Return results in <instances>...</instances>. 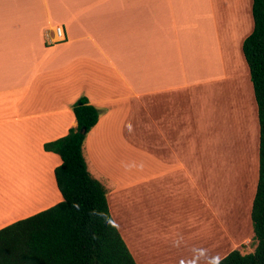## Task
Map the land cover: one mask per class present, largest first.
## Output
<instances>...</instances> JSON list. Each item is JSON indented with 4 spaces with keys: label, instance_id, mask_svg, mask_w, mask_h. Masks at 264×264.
Returning a JSON list of instances; mask_svg holds the SVG:
<instances>
[{
    "label": "crops",
    "instance_id": "obj_1",
    "mask_svg": "<svg viewBox=\"0 0 264 264\" xmlns=\"http://www.w3.org/2000/svg\"><path fill=\"white\" fill-rule=\"evenodd\" d=\"M253 1L0 0V177L57 186L62 160L44 146L78 127L83 97L101 112L93 164L115 137L144 144L145 162L172 157L195 128V90L234 72L233 55L246 63Z\"/></svg>",
    "mask_w": 264,
    "mask_h": 264
},
{
    "label": "rangeland",
    "instance_id": "obj_2",
    "mask_svg": "<svg viewBox=\"0 0 264 264\" xmlns=\"http://www.w3.org/2000/svg\"><path fill=\"white\" fill-rule=\"evenodd\" d=\"M233 59L234 72L195 90V128L185 144L169 146L172 157L164 150L165 160L145 162L144 144L116 137V144H102L95 164L85 151L138 264H215L234 250L257 248L251 212L259 181V119L249 68ZM149 152L160 154L157 147ZM145 163L153 170L145 173ZM25 175L0 177V229L63 201L57 186L28 187L32 173Z\"/></svg>",
    "mask_w": 264,
    "mask_h": 264
},
{
    "label": "trees",
    "instance_id": "obj_3",
    "mask_svg": "<svg viewBox=\"0 0 264 264\" xmlns=\"http://www.w3.org/2000/svg\"><path fill=\"white\" fill-rule=\"evenodd\" d=\"M252 14L254 29L242 52L260 127L259 181L251 212L258 245L253 253L234 250L215 264H264V0L253 1ZM73 111L78 127L44 146L62 160L55 176L63 201L0 229V264H138L112 215L108 190L92 176L84 156L86 137L101 112L85 97Z\"/></svg>",
    "mask_w": 264,
    "mask_h": 264
},
{
    "label": "built area",
    "instance_id": "obj_4",
    "mask_svg": "<svg viewBox=\"0 0 264 264\" xmlns=\"http://www.w3.org/2000/svg\"><path fill=\"white\" fill-rule=\"evenodd\" d=\"M57 34H58V37H60L62 39V41L65 40V33H64L63 28L58 27L57 28Z\"/></svg>",
    "mask_w": 264,
    "mask_h": 264
},
{
    "label": "water",
    "instance_id": "obj_5",
    "mask_svg": "<svg viewBox=\"0 0 264 264\" xmlns=\"http://www.w3.org/2000/svg\"><path fill=\"white\" fill-rule=\"evenodd\" d=\"M81 133H86V130L81 131Z\"/></svg>",
    "mask_w": 264,
    "mask_h": 264
},
{
    "label": "bare ground",
    "instance_id": "obj_6",
    "mask_svg": "<svg viewBox=\"0 0 264 264\" xmlns=\"http://www.w3.org/2000/svg\"><path fill=\"white\" fill-rule=\"evenodd\" d=\"M209 86V85H208ZM222 96V95H221Z\"/></svg>",
    "mask_w": 264,
    "mask_h": 264
}]
</instances>
